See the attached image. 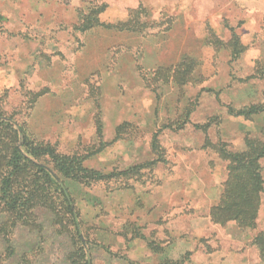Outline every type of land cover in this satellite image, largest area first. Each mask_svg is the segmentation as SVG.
Returning <instances> with one entry per match:
<instances>
[{
	"label": "rangeland",
	"instance_id": "obj_1",
	"mask_svg": "<svg viewBox=\"0 0 264 264\" xmlns=\"http://www.w3.org/2000/svg\"><path fill=\"white\" fill-rule=\"evenodd\" d=\"M263 105L264 0H0V116L111 175L64 180L92 264H264V153L259 187L230 160ZM37 215L17 254L69 264Z\"/></svg>",
	"mask_w": 264,
	"mask_h": 264
},
{
	"label": "trees",
	"instance_id": "obj_2",
	"mask_svg": "<svg viewBox=\"0 0 264 264\" xmlns=\"http://www.w3.org/2000/svg\"><path fill=\"white\" fill-rule=\"evenodd\" d=\"M262 111L264 105L241 109L236 114L246 118ZM14 126L11 120L0 116V264H33L28 252L17 254L14 235L19 228L40 233L37 215L40 210L53 217L58 236L70 241L68 263L92 264L90 242L83 236L79 212L64 180L91 185L107 181L111 175L87 169L83 165L85 157L58 154L50 145L28 138ZM153 148L157 149L155 141ZM253 149L251 161L240 155L230 160L249 169L254 185L259 187L257 160L263 156L264 146Z\"/></svg>",
	"mask_w": 264,
	"mask_h": 264
}]
</instances>
